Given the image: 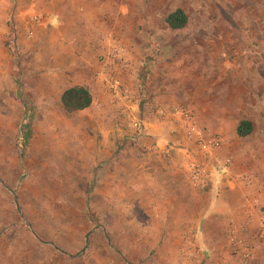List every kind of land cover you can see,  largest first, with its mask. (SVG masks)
<instances>
[{
  "label": "rangeland",
  "instance_id": "rangeland-1",
  "mask_svg": "<svg viewBox=\"0 0 264 264\" xmlns=\"http://www.w3.org/2000/svg\"><path fill=\"white\" fill-rule=\"evenodd\" d=\"M156 2L157 17L152 18L149 5L142 15L150 17L154 27L142 23L137 35L136 30L126 29L119 35L113 30L112 37L109 34L110 52L119 48L127 60L126 69L118 72L121 88L127 92L123 77L132 72L144 99L142 111L150 119L163 120L161 112L187 107L193 110L192 106L206 108L210 117L216 105L213 101H218L215 96H225L217 102L220 110L227 103L229 89L226 84L219 85V80L232 71H250V76L245 77L247 82L241 83L245 78L233 81V87L238 88L236 99L245 100L248 108L238 110L233 117L232 113L227 115L231 122L227 128L232 129V123L240 119L242 111H247L246 117L254 120L257 132L264 134V0ZM178 9L185 12L187 27L168 31L164 22ZM127 32L130 38H126ZM3 47L6 54L0 53V264H197V238L192 236L198 232V222L189 221L190 236L159 238L150 231L155 222L138 205L126 198L124 205L123 201L117 204L116 199H110L109 204L100 200L97 189L101 174L91 168L94 160L101 158L91 157L88 152L101 147L99 128L95 127L93 140L84 113H65L57 97L61 88L44 85L41 89L38 85L39 91L34 92L37 80L42 82L31 77L26 65L31 63L28 56L37 50L25 57L27 53L22 52L17 40L8 41ZM165 48L172 50V59L171 55L166 56ZM54 50L53 45H48L39 53L46 51L47 58ZM109 50L99 57L100 75ZM32 66L34 69L35 64ZM159 70L161 73H157ZM157 83L164 86L166 105L152 104L150 96ZM122 101L124 98H110L111 105ZM96 111L102 112L97 107ZM199 129L205 139L217 136ZM187 141L194 146V156L187 164L190 170L198 159L208 161L215 152L203 153L195 140ZM117 148L142 149L145 154L148 151L133 141ZM207 183L208 178L202 190ZM229 255L237 259L234 254Z\"/></svg>",
  "mask_w": 264,
  "mask_h": 264
},
{
  "label": "crops",
  "instance_id": "crops-1",
  "mask_svg": "<svg viewBox=\"0 0 264 264\" xmlns=\"http://www.w3.org/2000/svg\"><path fill=\"white\" fill-rule=\"evenodd\" d=\"M149 1L0 0V53L6 54L3 46L11 40L20 43L22 52L27 53L25 57L37 50L28 56L31 63L26 65L31 77L34 75L42 82L37 80L34 92L39 91L38 85L41 89L44 85L61 88L57 94L60 103L68 88L83 86L90 91L92 106L80 113H84L92 128L93 140L95 127L103 137L101 147L95 146L88 152L91 157L101 158L94 160L91 169L101 174L96 194L104 204L111 203L110 199H116L117 204L123 201V205L125 198L130 200L149 213L150 220L155 222L150 231L159 238L190 236L189 221L198 222V232L192 236L197 238V264H241L227 249L233 225L238 238L255 247V259L249 264H264V250L255 240L264 210V134L257 132L254 120L246 117L247 111H242L240 119L232 123V129L227 128L231 125L230 113L233 117L238 110L248 108L245 100L236 99L238 88L233 87V81L247 78L250 71H232L219 80V85L226 84L229 89L227 103L220 110L217 102L225 96L220 93L221 97L215 96L218 101L213 102L217 106L213 107L214 114L210 111V117L206 108L192 106L199 127L206 130L204 134H216L223 140L209 160L205 159L208 172L205 190H202L204 184L194 183L190 178L187 164L194 156V146L185 137L181 117L150 119V115L142 111L144 99L132 72L127 73L122 82L130 92L129 99L120 105L110 104L103 76L98 74L99 57L106 54L112 44L109 39L112 30L117 35L125 29L136 30L137 35L142 23L148 28L154 27L150 17H142L147 5L148 12L154 15L152 18L157 17V2ZM164 23L168 31H176ZM126 38H130L128 32ZM33 45L35 48L29 49ZM48 45H53L55 50L46 58V51L39 52ZM164 51L173 58L172 50L165 48ZM246 78L241 83L247 82ZM163 89L164 86L157 83L152 90L154 95L150 96L152 104H168ZM96 107L102 112L97 113ZM241 121L253 124V133L248 137L237 135ZM138 124L142 131L137 128ZM127 141L145 147L147 153H142V149H128L129 145L127 150L117 148ZM200 160L205 161L198 159L197 162ZM171 249L175 250L173 246Z\"/></svg>",
  "mask_w": 264,
  "mask_h": 264
},
{
  "label": "built area",
  "instance_id": "built-area-1",
  "mask_svg": "<svg viewBox=\"0 0 264 264\" xmlns=\"http://www.w3.org/2000/svg\"><path fill=\"white\" fill-rule=\"evenodd\" d=\"M111 35V34H110ZM112 37V35L110 36ZM109 37V39H110ZM110 54L106 57L107 62L101 75L105 77V87L108 91L110 97L114 100L122 99L128 100L129 95L125 92L121 85L118 82L120 70L126 69V58L123 56V51L119 48H114ZM161 112V115L165 118L172 115H178L181 117V120L186 129L185 137L188 140H195L198 143V146L202 149L203 153L210 154L213 151H216L220 148L223 143V140L220 136H214L209 139H205L200 133L198 121L193 110L190 107L181 108L175 112ZM137 128L142 131L141 126L138 124ZM207 165L205 161L197 162L190 172L191 181L194 183H201L205 185L207 180ZM255 240L259 247L264 250V216H261L259 222V228L255 236ZM229 250L230 254L237 256L241 264H249L255 259V247L250 244H246L238 238L236 228L231 225L229 231Z\"/></svg>",
  "mask_w": 264,
  "mask_h": 264
},
{
  "label": "trees",
  "instance_id": "trees-1",
  "mask_svg": "<svg viewBox=\"0 0 264 264\" xmlns=\"http://www.w3.org/2000/svg\"><path fill=\"white\" fill-rule=\"evenodd\" d=\"M167 25L172 30H181L187 26L188 18L183 10L178 9L166 19ZM61 103L66 114L80 113L92 106L93 97L90 91L83 86H74L65 90ZM253 133V124L250 121H241L237 127L240 138L248 137Z\"/></svg>",
  "mask_w": 264,
  "mask_h": 264
}]
</instances>
